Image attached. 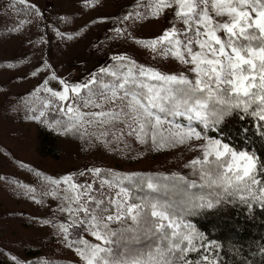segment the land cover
Here are the masks:
<instances>
[{
  "label": "snow or ice",
  "instance_id": "1",
  "mask_svg": "<svg viewBox=\"0 0 264 264\" xmlns=\"http://www.w3.org/2000/svg\"><path fill=\"white\" fill-rule=\"evenodd\" d=\"M95 3L98 0H91V6ZM18 5L25 8L20 9ZM82 6L89 7L90 0H84ZM7 7L17 14L25 9L28 13H35L34 21L20 20L13 29L15 31L34 22L38 26L44 20L40 9L28 0H10ZM169 13L172 14L173 23L159 36L136 38L129 31L138 22L166 18ZM129 21L132 23L128 24ZM115 23L127 25L111 29L115 39L131 38L134 43L153 53L154 59L157 55L175 58L194 74V78L184 74H165L156 68L138 65L126 54L114 55L112 60L116 64L112 68L99 70L104 76L112 78L108 82L98 79V74L93 73L87 81L71 83L57 77L53 71L50 79L58 80L62 90L48 87L49 79H44L41 87L35 91L43 90L52 98L65 102L59 109L68 115L67 122L62 125V134L99 140L100 137H108L109 127L120 123L130 129L127 135L136 133L139 137L141 134L147 135L146 129L153 130L151 140L156 145L157 133L154 129L162 124H172L168 117L186 116L189 122L196 120L204 129L221 131L228 117L235 110L242 109L246 115L256 119L257 132L264 137V0H148L147 4L137 0L133 11L117 17ZM177 23H182L185 28L180 30ZM55 33L64 39V33L58 29H55ZM39 42L45 43L43 36ZM29 43L35 45L36 42L29 40ZM44 63L46 69L50 67L47 61ZM7 66L14 67L11 64ZM39 71L37 68L32 75H37ZM150 81L161 84L157 86ZM52 103L53 99L45 100L44 107ZM109 105L112 107L108 108ZM81 107L99 111L83 112ZM43 115L44 112H40V116ZM55 123L60 125V121ZM97 126L105 129L99 137L88 130ZM123 134L121 130L120 135ZM193 139L206 141L200 145L202 160H193L191 164L201 166V178L209 186H216L228 195L247 193V196L240 195L242 201L258 200L264 206V186H261L264 181L257 179L258 174L264 176V161L255 152L237 149L222 139L202 134L191 123L187 128L176 124L175 130H170L167 138L161 137L162 143L173 145L187 143L191 146ZM104 143H108L107 139ZM213 164L216 166L214 172L211 170ZM205 166H208V170H205ZM88 174L98 178L103 173L101 168L96 167L69 173L59 179L44 177L50 185L44 195L57 198L58 190L66 186L62 189L63 202L58 211L67 212L72 219L68 224L61 222L53 226L57 228L56 234L61 241L75 252L79 264H190L186 259L187 253L196 250L194 240L203 238L193 225H185L189 229L187 233L180 232V225L174 223L168 203L159 199L130 203L119 198L121 193L127 195L128 190L123 187L116 199L111 195L106 197L103 190L105 186H114L112 180H100L98 188L94 187L96 180L91 183L87 180L77 182V176L87 177ZM135 176L133 173L123 179L135 183ZM147 187L159 191L150 178ZM191 187H195V183ZM29 191L34 192L35 189L29 188ZM216 202L204 197H199L198 202L197 199H190L186 211L193 214L198 209H212ZM146 213L156 220L159 243L146 251L125 245H121L123 251L114 249L113 245L118 243L116 238H122L125 230H114L111 225L130 219L138 226ZM163 221L168 222L167 226ZM166 227L175 229L171 236L165 235ZM70 228L86 231L99 243H90L79 235L72 238ZM126 231L134 232V229ZM131 238L135 239V235ZM12 259L14 264H20L15 257ZM203 264L216 262L204 255Z\"/></svg>",
  "mask_w": 264,
  "mask_h": 264
},
{
  "label": "rangeland",
  "instance_id": "2",
  "mask_svg": "<svg viewBox=\"0 0 264 264\" xmlns=\"http://www.w3.org/2000/svg\"><path fill=\"white\" fill-rule=\"evenodd\" d=\"M28 2L40 9L44 20L38 26L34 22L15 31L13 29L20 20L34 21L35 13H28L25 9L17 14L8 9L10 0H0V264H14L13 257L20 264L36 258L38 264L58 259L79 264L75 252L61 241L56 234L57 228L53 226L61 222L68 224L72 219L67 212L58 211L63 202L62 189L66 186H61L57 198L44 195L50 188L45 176L59 179L69 173L98 167L103 173L100 177L91 174L87 177L77 176V182L84 183L87 180L91 183L96 180L94 187L98 188L100 180H112L114 186H105L103 190L106 197L111 195L116 199L123 187L128 192L127 195L121 193L120 199L130 203L146 202L154 199H130L129 189L124 185L127 179L123 177L135 173V181L148 183L150 178L154 185L156 182L162 184L166 181L165 178L175 177L205 181L200 175L201 166H193L191 161L202 160L200 145L206 141L193 139L191 146L187 143H162L161 137L167 138L169 131L175 130L176 124L187 128L190 123L196 122H189L186 116L171 117L172 124H162L154 129L157 133L156 145L151 140L153 130L146 129L147 135L141 134L139 137L136 133L127 135L130 129L120 123L109 127L108 137H100L99 140L87 136L80 138L78 135H64L62 125L67 122L68 115L59 109L65 102L52 98L43 90L36 92L35 89L41 87L44 79H49L48 87L62 90L58 80L50 79L53 71L57 77L71 83L87 81L93 73L98 74V79L108 82L112 78L104 76L99 70L112 68L116 64L112 57L117 54H126L138 65L153 67L165 74H184L189 78H194V74L188 72L175 58L157 55L154 59L153 53L134 43L131 38H114L111 31L113 27H127L116 24V18L133 11L137 0H98L94 6H91L90 0L87 8L82 6L84 0ZM143 2L147 4L148 0ZM17 7L25 8L22 5ZM131 23L132 21L128 22ZM172 23V14L169 13L166 18L138 22L129 31L136 38L150 39L159 36ZM176 26L180 30L185 28L182 23H177ZM55 29L64 33V39L56 35ZM42 36L45 43L39 42ZM69 36L72 39H67ZM29 40L35 41V45L30 44ZM45 61L50 65L47 69ZM9 64L14 67H8ZM37 68L40 71L33 76L32 73ZM150 83L157 86L161 84L157 81ZM48 99H53V103L45 108L44 101ZM111 107L112 105L108 106ZM80 110L99 111L83 107ZM40 112H44V115L40 116ZM180 118L184 119V123L178 120ZM56 121H60V125ZM88 130L99 137L100 132L105 129L97 126ZM121 130L124 133L122 136ZM40 132L43 133L40 134L42 136L39 135ZM105 139L107 144L104 143ZM215 168V164L211 165L213 172ZM205 170H208V166H205ZM127 182L133 184L128 180ZM29 188L35 191L31 192ZM45 221L51 223L45 224ZM149 223L155 226L156 220L149 218ZM163 223L167 226L168 222ZM130 225L133 223L126 219L113 223L111 227L118 231ZM166 229L170 230V234L175 230ZM69 231L72 232V238L79 235L90 243H99L84 230L70 228Z\"/></svg>",
  "mask_w": 264,
  "mask_h": 264
},
{
  "label": "trees",
  "instance_id": "3",
  "mask_svg": "<svg viewBox=\"0 0 264 264\" xmlns=\"http://www.w3.org/2000/svg\"><path fill=\"white\" fill-rule=\"evenodd\" d=\"M178 120L184 123L183 118ZM256 124L254 117L246 115L242 109H237L221 126V131L204 129L198 121L191 126L202 134L222 139L237 149L255 152L256 156L264 161V137L258 134ZM165 179L162 184L155 183L159 191L146 187V181H135L131 184L125 180L124 185L129 189L132 201H146L149 197L168 203L171 206V217L180 225V232L187 233L189 229L185 225L190 224L196 232L202 234V239L194 240L196 250L187 253L186 259L190 264H203L204 255H208L216 264H264V206L258 200L242 201L240 195L247 196V193L228 195L216 186H209L206 181L191 177L183 180L176 177ZM257 179L264 181V176L258 174ZM193 183L195 187H191ZM199 197L218 202L212 209H198L193 214H188L186 208L189 200L197 199L198 202ZM149 218L150 215H145L138 226L133 224L125 227L122 238H116L118 243L113 245L114 249L123 251L121 245H125L146 251L159 243L155 226L149 223ZM129 228H133L134 232L126 231ZM169 234L170 230L166 229L165 235ZM133 235L135 239L131 238ZM25 264H38V258ZM45 264L77 263L58 259Z\"/></svg>",
  "mask_w": 264,
  "mask_h": 264
}]
</instances>
